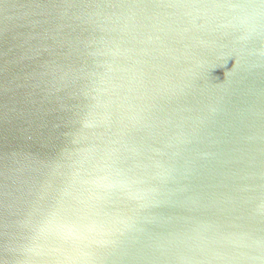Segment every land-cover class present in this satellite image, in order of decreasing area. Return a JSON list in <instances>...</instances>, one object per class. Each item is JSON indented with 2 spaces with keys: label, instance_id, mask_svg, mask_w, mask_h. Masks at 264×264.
Returning <instances> with one entry per match:
<instances>
[{
  "label": "water",
  "instance_id": "obj_1",
  "mask_svg": "<svg viewBox=\"0 0 264 264\" xmlns=\"http://www.w3.org/2000/svg\"><path fill=\"white\" fill-rule=\"evenodd\" d=\"M0 264H264V0H0Z\"/></svg>",
  "mask_w": 264,
  "mask_h": 264
}]
</instances>
